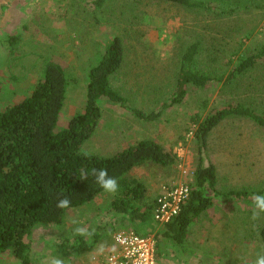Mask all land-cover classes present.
<instances>
[{
  "label": "rangeland",
  "instance_id": "1",
  "mask_svg": "<svg viewBox=\"0 0 264 264\" xmlns=\"http://www.w3.org/2000/svg\"><path fill=\"white\" fill-rule=\"evenodd\" d=\"M97 1L0 0V110L28 98L54 62L65 69L69 83L55 132L66 130L72 118L85 112L90 71L102 60L106 43L118 36L126 58L112 77L113 88L132 108L147 114L160 111L176 87L182 54L191 43L199 42V70L223 77L221 84L190 87L185 100L165 110L156 122L142 121L118 105L99 102L101 123L83 148L109 157L140 141L154 140L172 151L174 166L147 164L130 175L146 186L152 204L164 186L194 183L195 117L204 120L212 110L231 104L251 106L264 115V67L226 83L240 58L264 46V0H198L216 6L210 11L156 0H103L96 5ZM230 8L238 11L228 13ZM11 37L19 40L12 44ZM209 160L218 172L219 195L207 191L214 206L191 227L183 247L167 246L161 262L255 264L258 255H264V212L255 208L253 195L248 199L227 195L247 190L264 196V130L248 120L226 121L209 139ZM111 197L106 192L83 208L69 211L61 226L38 227L30 240V264H55L56 260L90 264L93 252H110L106 247L113 245L114 234L122 228L117 225L118 231H109L107 226ZM254 212H259L256 219ZM96 229L102 238L91 253L79 258L73 253L67 259L57 249L56 255V245L65 240L76 243L87 233L84 238L90 245L93 236L89 232ZM0 264L22 262L8 253L0 254Z\"/></svg>",
  "mask_w": 264,
  "mask_h": 264
},
{
  "label": "trees",
  "instance_id": "2",
  "mask_svg": "<svg viewBox=\"0 0 264 264\" xmlns=\"http://www.w3.org/2000/svg\"><path fill=\"white\" fill-rule=\"evenodd\" d=\"M156 1L193 11L216 8L198 0ZM102 2L100 0L95 4L101 5ZM237 11L238 8L228 9V13L232 14ZM18 40V37H11L10 43L15 44ZM200 50L199 42H193L185 49L174 92L160 111L147 114L132 108L128 100L113 88L112 77L120 71L126 58L123 40L118 36L106 43L102 60L90 71L85 112L72 118L66 130L55 132L69 83L65 69L54 62L47 66L44 80L36 85L28 98L5 111L0 110V254L10 253L22 264H30V240L38 227L61 226L69 211L83 208L106 193L97 183L94 169H106L108 176L118 183V190L111 193L109 231H118L114 228L119 225L143 237L155 235L159 261L163 254H167L169 244L179 247L186 244L191 227L214 206L207 191L219 195L217 168L209 160L212 133L226 121L234 119L251 121L264 130V115L251 106L231 104L212 110L204 120L200 116L193 119V125L198 126L197 168L191 195L179 215L166 225L155 221L157 198L150 204L146 186L130 175L147 164L174 166L176 157L172 151L154 140L140 141L109 157L89 153L83 148L101 123L103 114L99 102L118 105L142 121L156 122L165 110L185 100L190 87L206 89L221 84L223 77L199 70L197 58ZM260 67H264V46L256 54L240 58L226 83L234 82ZM204 108L207 109V104ZM252 195L259 193L233 191L227 196L248 199ZM63 198H68L70 204L61 209L57 203ZM96 231L89 232L93 236L90 245L84 238L87 233L77 238L76 243L65 240L56 245V255L59 250L67 259L73 258V253L78 258L91 253L102 238ZM261 238L264 243V229Z\"/></svg>",
  "mask_w": 264,
  "mask_h": 264
},
{
  "label": "built area",
  "instance_id": "3",
  "mask_svg": "<svg viewBox=\"0 0 264 264\" xmlns=\"http://www.w3.org/2000/svg\"><path fill=\"white\" fill-rule=\"evenodd\" d=\"M191 185L175 183L162 188L157 198L155 221L159 225L170 223L181 212L190 198ZM114 250L93 256L90 264H164L157 258L153 236H140L132 229H121L113 236Z\"/></svg>",
  "mask_w": 264,
  "mask_h": 264
},
{
  "label": "clouds",
  "instance_id": "4",
  "mask_svg": "<svg viewBox=\"0 0 264 264\" xmlns=\"http://www.w3.org/2000/svg\"><path fill=\"white\" fill-rule=\"evenodd\" d=\"M93 174L98 176L97 183L102 189L109 193H115L118 190V183L115 178L109 177L106 169L93 170ZM252 200L254 201L255 208L264 212V196L253 195ZM70 204L68 198H63L57 203L58 208H67ZM259 216V212L253 213V219H256ZM81 234H83L81 232ZM55 264H60L59 260L55 261ZM255 264H264V255H258Z\"/></svg>",
  "mask_w": 264,
  "mask_h": 264
},
{
  "label": "crops",
  "instance_id": "5",
  "mask_svg": "<svg viewBox=\"0 0 264 264\" xmlns=\"http://www.w3.org/2000/svg\"><path fill=\"white\" fill-rule=\"evenodd\" d=\"M114 248H115V245H114V243H113V245L111 246V247H106V249H107V251H108V249H112V250H114ZM99 253V252H98ZM98 253H92L93 255L92 256H98L99 254ZM91 256V257H92ZM91 259V258H90Z\"/></svg>",
  "mask_w": 264,
  "mask_h": 264
}]
</instances>
